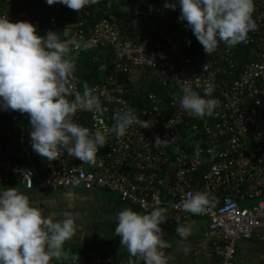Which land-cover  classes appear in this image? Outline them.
<instances>
[{"label": "built area", "instance_id": "obj_1", "mask_svg": "<svg viewBox=\"0 0 264 264\" xmlns=\"http://www.w3.org/2000/svg\"><path fill=\"white\" fill-rule=\"evenodd\" d=\"M31 3L40 7L36 0H0V16L7 15L13 23L28 21L39 35L42 27L34 19L37 10L30 12ZM164 4L165 0H135L131 5L135 20L142 16L162 27L155 33H145L143 27L140 33H126L112 0H100L96 8H101L103 15L92 30L85 33L76 28L69 37L89 45L85 50L70 45L74 63L88 50L95 51V64L104 62L100 65L105 73L101 82L88 85L100 100L103 116L94 120L92 112L78 111L72 117L82 127L99 129L106 135V145L96 153L95 163H83L62 148L56 160L38 156L31 149L27 115L14 111V117L4 118L5 111L0 110V187L11 181L27 190L51 192L80 186L114 192L144 212L167 207L176 220L203 217L207 221L205 236L217 247L218 264H238V240L264 241V0H254L252 18L257 28L248 33L246 44L251 51L246 63L242 64L233 49L219 43L214 53H204L197 66L165 33V28L180 32L190 29L178 20V5L172 10ZM59 12L57 6L53 18ZM117 44L122 50L128 45L121 55L117 54ZM146 67L162 71V85L171 83L175 89L168 92L167 104L161 94L147 89L139 97L141 102L135 104L121 86L122 75ZM74 77L76 90L82 92L76 71ZM186 83L200 96L219 101L213 115L198 118L180 107L181 89ZM209 84L213 91L205 97L203 89ZM125 107L132 108L136 117L147 120L150 126L132 124L123 137L117 138L110 131L112 116ZM156 137L165 139L164 146L155 145ZM197 145L199 156L194 155ZM209 148L214 149V155H209ZM189 192L208 194L210 202L200 214L181 209ZM50 264L132 263L111 253L86 252L62 256Z\"/></svg>", "mask_w": 264, "mask_h": 264}, {"label": "clouds", "instance_id": "obj_2", "mask_svg": "<svg viewBox=\"0 0 264 264\" xmlns=\"http://www.w3.org/2000/svg\"><path fill=\"white\" fill-rule=\"evenodd\" d=\"M45 3L49 6L59 3L80 12L100 0H45ZM177 5L178 20L186 22L206 55L214 53L219 43L229 48L246 43L248 33L257 28L252 18L254 0H165L164 8L175 10ZM62 35L69 37V31L64 30ZM187 43L190 45L191 41ZM70 45H75L77 50L89 47L87 42L71 38L61 40L51 30L44 36L37 35L30 22L13 23L7 15L0 16V110L27 115L31 149L38 156L53 161L62 148L68 156L94 164L96 153L106 145V135L99 129L90 131L82 127L73 122L72 117L83 111L92 112L94 120L100 119L104 109L86 83L82 93L76 90ZM127 47L125 44L123 50ZM116 48L121 55V46L117 44ZM203 91L204 96L209 97L213 86L209 84ZM181 93L180 107L194 117L213 115L219 104L216 99L200 96L187 83ZM108 99L111 102L113 98L109 96ZM112 119L114 126L110 131L117 138L123 137L132 124L140 128L150 126L147 120H139L134 110L127 107L115 111ZM153 141L156 146L165 144V139L159 137ZM200 151L197 145L194 155L199 156ZM207 151L210 156L214 155L213 148ZM209 202L207 193L189 192L180 207L195 215ZM165 219L163 209L141 215L124 208L116 213L114 231L120 237L121 247L137 258L136 264H168L163 252L168 245L160 228ZM76 230L70 212L65 211L63 219H56L55 213L44 216L41 207L30 203L16 187H0V264L59 261L65 242L72 239ZM175 231L185 238L190 234V226L177 224Z\"/></svg>", "mask_w": 264, "mask_h": 264}, {"label": "crops", "instance_id": "obj_3", "mask_svg": "<svg viewBox=\"0 0 264 264\" xmlns=\"http://www.w3.org/2000/svg\"><path fill=\"white\" fill-rule=\"evenodd\" d=\"M147 69L136 68L132 75L134 80L141 83L143 78L145 79L143 74L148 73ZM1 187H16L18 192L29 198L30 203L41 207L44 216L55 213L56 219H63L65 211L72 214L77 230L72 239L65 242L62 256L81 255L86 252L111 253L136 264L137 258L131 257L120 245V237L114 231L115 216L124 208H130L141 215L150 212L141 211L136 206L122 201L114 192L107 190H84L80 186L56 192L41 189L27 190L13 181ZM244 202L239 201L240 204H245ZM159 209L164 210L166 218L160 228L163 233L162 238L168 245L163 249L168 257V264L219 263L216 244L205 236L207 227L205 218L192 216L186 220H176L167 207ZM177 224L190 226V234L185 238L178 236L175 231ZM235 247V261L238 264H264V241L240 239Z\"/></svg>", "mask_w": 264, "mask_h": 264}, {"label": "trees", "instance_id": "obj_4", "mask_svg": "<svg viewBox=\"0 0 264 264\" xmlns=\"http://www.w3.org/2000/svg\"><path fill=\"white\" fill-rule=\"evenodd\" d=\"M36 1L40 3V7L34 3H31L30 12L32 13L37 10L34 19H36L42 27V31L39 34L40 36H44L47 31L51 30L55 31L57 35L60 36L61 40H66L73 34L76 28H81L85 33H89L94 27L96 21L99 20L103 15L101 8L98 10L96 8V6H100V3L89 5L85 8H82L80 12H78L69 9L64 5H59V3L49 6L45 3V0ZM112 2L115 6L114 11L117 17L123 21V31L126 33H140L141 27L144 28L143 32L145 33H155L158 32V30L162 27L160 23L151 22L148 18H144L142 16L138 20H135L133 15L135 7L131 6L134 4L135 0H112ZM130 3L132 4L129 5V7L128 4ZM57 6L60 7V12L56 15V17L53 18ZM78 22H81L80 26H77ZM64 30L69 31V37H64L62 35ZM165 33L171 35V37L177 42L180 51L191 58L196 66L202 63L204 56L203 47L193 36L191 30L189 32H180L170 28H165ZM188 41H191L190 45L187 43ZM230 49H233L236 55L240 57L242 64L248 61L247 54L249 51H251V48L248 44L239 43L234 47H230ZM94 53V50H88L86 52L80 53L76 58L75 71L78 79L80 80V85L85 83L87 85L98 84L101 82L105 74L100 68V65H103L104 62H100V64H95L93 62L92 56ZM135 70L136 68L129 73L122 75L121 77V86L127 89L128 95L130 94L129 97L131 98V101L135 102V104L141 102L139 97L145 94L147 89L161 94L167 104L170 100V93L168 94V92L172 93L175 89H173L171 83H168L165 87L162 85L161 78L163 76V72L148 68V73L145 72L143 74L145 79L141 75L143 80L141 83H139L135 81L132 76ZM151 71H153V73ZM141 84L142 87L139 86ZM143 85L145 86L143 87ZM14 115H16V113L12 110H7L2 113V117L4 118L10 116L14 117Z\"/></svg>", "mask_w": 264, "mask_h": 264}, {"label": "rangeland", "instance_id": "obj_5", "mask_svg": "<svg viewBox=\"0 0 264 264\" xmlns=\"http://www.w3.org/2000/svg\"><path fill=\"white\" fill-rule=\"evenodd\" d=\"M140 87H142V84L140 85Z\"/></svg>", "mask_w": 264, "mask_h": 264}]
</instances>
